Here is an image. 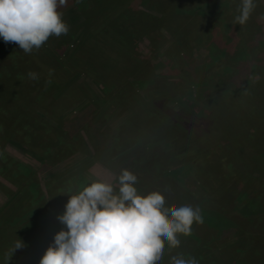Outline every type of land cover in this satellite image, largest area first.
I'll list each match as a JSON object with an SVG mask.
<instances>
[{
	"label": "rangeland",
	"instance_id": "rangeland-1",
	"mask_svg": "<svg viewBox=\"0 0 264 264\" xmlns=\"http://www.w3.org/2000/svg\"><path fill=\"white\" fill-rule=\"evenodd\" d=\"M86 1L65 0L58 11L68 25L67 34L50 36L29 54L19 49L20 58L16 57L14 65H7L9 61L0 51V65L14 76L20 75L18 85L8 78L2 80L5 85L2 96L4 91L22 93L17 94L20 100L9 102V108L14 110L9 112L16 118L6 121V127L1 130L4 135L0 136V155L6 163L8 177L6 180L0 175V253L5 256L11 252L10 257L16 256L18 248L14 247L18 240L9 243L15 231L6 228L12 226L9 222L24 203L30 186L34 189L38 186L43 192L42 207H49L44 189L46 182L55 190L65 188L63 182L67 180L65 184L72 187L74 183L81 188L96 179L110 181L118 187L115 179L126 169L136 176L135 187L140 194L159 192L168 210L181 205L196 208L202 203H209L215 210L250 204L264 207V170L253 171L252 166L247 171H241L240 167L232 170L238 166L235 160L240 157L228 156L232 154L229 151L247 152V159L256 160L257 166L253 168L262 169L258 159L261 161L263 157L257 158L256 150L260 147L259 152H264V134L255 141L256 145L249 135L264 132V83L258 79L263 61L253 53L257 48L256 29H253L254 36L252 33L244 37L238 33L233 35L239 38L237 43L245 39L242 42L246 48L244 54L248 49L253 52L248 50L243 60L229 63L233 56L224 55L223 44L238 28L235 21H232L233 27L225 24L224 7L216 3L217 0L208 1L191 15H182L176 23L180 24L182 34L188 36L182 43L173 41L161 23L145 31L143 16L132 20L126 17L118 22L113 17L106 18L110 13L114 15L125 9L128 0H94L99 4L97 14L92 8L93 0L91 8L89 1L84 6ZM162 2L154 0L153 6L147 8L136 6L132 0L130 7L134 12L141 9L155 16ZM254 3L245 22L253 28L259 25L260 19L264 21V4L257 0ZM80 6L88 11L81 10ZM160 8L168 10L167 4ZM199 10L204 12L205 18L210 17L207 16L210 11L219 18L213 19L208 27L196 25L195 21L204 16L198 15ZM127 20L130 21L123 23ZM0 44L8 48L16 46L2 39ZM39 68L55 77V81L47 78L45 83H40L47 91H55L50 81L60 83L55 102L33 87L32 79L24 77L27 71L40 74ZM207 74H212L219 84L213 85L210 81L201 84L200 80ZM234 75H239L241 81L237 86L230 83L232 87L228 89V78ZM236 105H241L238 109L241 113L247 110L250 118L240 124L250 125L241 133L239 128L227 135L223 127L219 131L210 129L212 122H223L228 107ZM9 112L6 110V114ZM153 112L157 113L156 118L152 117ZM61 123L67 132L62 131L63 125L57 132L56 126ZM232 139L237 141L236 148L232 147ZM60 140L66 141L65 145ZM250 170L248 182L245 173ZM244 186L253 190L245 191ZM200 214L206 213L200 210ZM203 218L202 223H193L190 235H180L179 241L184 247L180 251L185 253L187 246L202 237L211 247L206 254L200 251L191 257L205 261L207 256L214 264L242 260L243 251L237 252L231 242L235 228L219 226L215 215ZM3 224L5 229H2ZM23 224L18 225L20 229L16 234L19 236L26 230ZM29 246L33 248L35 244ZM175 248L178 250L179 246ZM171 249L174 248H169L165 242L160 263ZM3 260L0 254V264ZM247 264L253 263L248 261Z\"/></svg>",
	"mask_w": 264,
	"mask_h": 264
},
{
	"label": "clouds",
	"instance_id": "clouds-1",
	"mask_svg": "<svg viewBox=\"0 0 264 264\" xmlns=\"http://www.w3.org/2000/svg\"><path fill=\"white\" fill-rule=\"evenodd\" d=\"M64 4L65 0H0V39L29 54L50 36L67 34L68 25L58 11ZM254 7V0H241L235 23L244 24ZM28 75L37 78L35 73ZM136 180L122 169L115 179L118 187L96 179L65 193L68 199L57 217L65 227L54 234L39 264H160L165 242L169 248L178 247V235H190L202 216L198 207L189 205L166 209L162 194H140ZM20 247L18 240L14 248ZM170 264L198 260L177 254Z\"/></svg>",
	"mask_w": 264,
	"mask_h": 264
},
{
	"label": "trees",
	"instance_id": "trees-1",
	"mask_svg": "<svg viewBox=\"0 0 264 264\" xmlns=\"http://www.w3.org/2000/svg\"><path fill=\"white\" fill-rule=\"evenodd\" d=\"M89 1L90 4V8L92 7V1L91 0H87L84 3V6H87V2ZM113 1V0H112ZM108 2L109 4L112 3ZM132 0H128L127 6L125 9H122L121 12L119 13H114L111 14L109 17L106 18H115L117 19L116 21L118 22L119 20H125L126 17H129L130 20L134 19L137 16H143L142 19L144 22L143 28L145 29V31H147L148 29H150L151 27H153L154 25L161 23L164 25V29H165V33L167 35H169L173 41H177L179 43H182V41L184 39H186L188 36H186V34H182V29L180 27V24H176L182 17V15L184 17L191 15L194 10L202 7L203 5H205L208 1H212V0H162V4L160 5V7L164 4H167L168 10L165 8H160L162 10H159V8L156 10L155 16H151L148 13H145L143 11H136L134 12L132 10V8L130 7V5H132L131 3ZM154 0H134L135 5L138 7H147V8H151L153 6V2ZM258 2L264 4V0H257ZM94 2V0H93ZM220 3L221 7H224V11H223V15L222 18L223 20L226 22L225 24L230 23V26L233 27L235 25V23L232 25V21H235V17L237 15H239V9H240V5H241V0H217L216 3ZM99 4H95L94 2V6L92 7L95 10V14H97V7ZM215 5V4H214ZM81 10L85 7L80 6ZM108 8V7H107ZM157 8V7H156ZM113 9V8H112ZM85 11H88L85 8ZM85 11L83 13H85ZM93 12V11H92ZM113 15V16H111ZM198 15H204V12L199 10ZM210 16L208 18H205L206 16H202V18H200L199 20L195 21L196 25L197 24H203V27H208L210 25V22L215 19V18H219V16L210 14L207 15ZM105 18V19H106ZM112 18V19H113ZM257 18L260 19V17L258 16ZM127 20L126 22L123 23H128ZM112 21V20H111ZM104 20L102 21L101 25L103 24ZM255 22V21H253ZM83 23H86V20L83 21ZM122 23V24H123ZM253 24V23H252ZM224 25V24H223ZM255 25V24H253ZM229 26V27H230ZM235 28H238V32H233L232 34L229 35L228 37V41L225 42L223 44V47H225V52L224 55H229V56H233L229 59V63H235V62H240V60H243L244 57H246L248 55V50L247 53L244 54V50H246V48H244V38H243V43H237V41L239 40V38H235L233 37V35H236L237 33L241 36H246V34H250L252 33V35L254 36V32L253 29L255 30V41H256V46L257 48L255 49V51L253 52L252 50H249V53H255L256 55H258V57L260 58L261 61L264 62V21L260 19L259 21V25H257V27H252L249 23H244V24H236ZM226 29V28H224ZM237 30V29H235ZM144 31V32H145ZM146 33V32H145ZM244 34V35H243ZM184 35V36H182ZM74 37L76 36H71V38L74 39ZM182 37V40H181ZM262 39V40H261ZM262 42H259V41ZM240 41V40H239ZM111 46V45H110ZM121 46V45H120ZM211 46V44H210ZM0 48H2L3 50L1 51V54L4 55V58L6 60H8L9 62H7V65H14L17 61L16 57H18V59L20 58V54L21 51L19 50V46L16 45L14 47L8 48V47H3L0 44ZM214 46L210 47V49L213 50ZM262 68H259V73H258V79H260L259 81L262 82V84L264 83V63ZM20 64H22V62H20ZM42 67H44L45 69H47L45 67L44 64H41ZM237 66V64L235 65V67ZM1 70L0 71V93L2 92L3 88L5 87L4 83L2 80H4V78H8L9 80H13V82L18 85L20 83V80L18 77H20V75H16L14 76V74L9 73L10 71H7L6 68L4 66H1ZM41 67V68H42ZM10 69V68H9ZM17 69V68H16ZM20 69V68H19ZM28 70V68H27ZM34 71V70H32ZM40 68H39V73H40ZM31 71H27L26 75H24V77H29V73ZM36 74V79H32L33 82V87H37L39 89L40 92H43L45 95L50 96V99L52 101L55 102L56 99V95H58L59 91H60V83L59 82H52L55 81V77H51V74L42 69L40 74ZM212 74H207L205 76H203L202 82H200L201 84H207V81H210L213 85L214 84H219L218 79L215 81V77L211 76ZM17 76V77H16ZM51 77V78H50ZM240 77L239 75H234L232 77L228 78L227 81V88L230 89L232 87L233 83L234 85L237 86V83H239L241 80L238 78ZM52 79V81H48L49 84H51L50 87H52V85L54 86V88L52 87L51 89L55 90L54 92H49L47 91L48 88H46L45 86L41 85L40 83H45V79ZM31 79V78H30ZM231 80V81H230ZM63 84V83H62ZM226 91H228L226 89ZM237 91V90H235ZM234 92V91H232ZM4 97L2 96V93L0 95V136L4 135V132L1 131L2 127L4 125H6V121H12L14 120V118H16V116H14V114H11L9 111L14 112L13 107H11L12 109H10L9 107V102L11 101H15V100H20L21 98H17V94L22 95V93H17L15 92L14 94L12 92L9 91H4ZM53 93L55 95H53ZM25 98V96H22ZM23 98V99H24ZM14 99V100H13ZM25 100V99H24ZM241 107V105H236V106H231L228 107L227 109V114L225 115V118L220 121H215L212 122L210 125V129H217V131H219V129L221 127H223V131L224 134L227 135L228 132H237V130H239V133L242 132V129L245 128L247 125H250V123H248L246 126L245 125H241V122H245L246 120H250L249 115H248V111L245 110L243 113H241V111H239L238 109ZM34 110V108H32ZM6 110H8V114H6ZM16 111V110H15ZM152 117L156 118L155 116H157L156 112L151 113ZM151 117V118H152ZM225 121V122H224ZM222 122V123H219ZM219 123V124H218ZM224 123V124H223ZM24 125V123H22ZM22 124H20V126L22 127ZM63 124H58L56 127L58 128L57 132H59L60 127ZM6 127V126H4ZM63 130L64 132H67L66 126L63 125ZM21 130V129H20ZM16 131L15 133L18 132V130H14ZM258 133V134H257ZM254 136H252L251 134L250 137L254 140V143L256 145L255 141H258L260 138H262L264 132L263 130L258 131ZM2 138H5L2 137ZM224 138H227L226 136ZM233 138V137H232ZM1 140V138H0ZM226 140V139H225ZM263 140V139H262ZM228 141V140H227ZM61 144L65 145L66 141H59ZM232 147L236 148L237 146V141L232 139ZM62 146V145H61ZM255 148V147H253ZM259 149L256 150V152L260 153V155L257 153V158H262L261 161L258 159V163L261 165L260 167L262 168L260 169H256L253 168L254 166L256 167V160L253 159L249 160L250 158L247 159L246 157V153H244L243 151H238L237 154H235L234 152L229 151L230 153H232L231 155L228 154L229 157H233L232 155H234L235 157L238 158V156L240 157V160H235L236 164H238V166L236 165L235 168L232 167L233 169H238L239 167L242 170L247 171V169H249L252 166V170L253 171H261L263 172L264 170V152H259ZM248 155V154H247ZM259 155V157H258ZM262 156V157H261ZM241 158L244 160L242 161ZM230 160V159H229ZM6 163H4V159L2 157V155H0V175L2 177H4L6 180H8L7 175V169L5 168ZM251 172V170L248 173H245L246 176L248 177V182L249 180V173ZM6 173V174H4ZM233 174V173H232ZM228 176V175H227ZM54 181L53 179H50V181ZM69 180L63 182V185L65 186V188H67L65 191V188H61L58 187L57 190L52 189L50 182H46L44 185V189H45V195L47 200L49 201V204H47L49 207L47 209L42 207V198H43V192L40 191V189L38 188V186L36 187V189H34V187L30 186L29 192L26 193L25 195V201L24 203L18 207L19 209L17 210V214L13 216L12 220L9 222V224L11 223L12 226H10L8 229L9 231H15V236H13V238L11 239V242H9L10 244H14L16 242V240H20L22 242L23 245L26 246H22L20 248H18V250L16 252V256L15 257H10L11 256V252H7L4 256V254L1 252V256L3 257V262L2 264H6L5 262H8V264H39V259L42 256L44 250L49 246V244L52 242L53 236L56 232H58L59 230L63 229L65 226L60 223L57 219L58 215L62 214L64 211V205L63 203H66L68 196L65 193H73L76 190H78L80 187L79 185L75 186V184L73 183V187L71 186V184L67 185L65 184L66 182H68ZM70 186V187H69ZM249 186V185H248ZM76 187V188H75ZM246 187V186H244ZM246 190H253L252 188L246 187ZM58 190H63V192H58ZM207 201V200H206ZM210 202V201H209ZM46 205V204H45ZM209 203H202V206L198 207L200 210H202L204 214L203 216H213L215 215L216 218L218 220L217 221L219 226L224 227L225 229L229 228V227H234L235 228V232L231 235V242L233 244V246L235 247L237 252H241L243 251L244 256L242 258V260L239 261H234L231 262L232 263H226V264H247L248 261H251V263L253 264H264V207H262V204H260L259 206H254L253 204L250 205H245V206H237V208L235 209H231L230 207L228 208H223V206L221 208H223L222 210H215L212 207L208 206ZM21 209V210H20ZM18 214L20 216H18ZM202 216V217H203ZM205 218H203V221ZM17 220V221H16ZM214 221V222H215ZM23 224V230L26 228L25 232L22 233L20 236L16 233H18L19 231V226ZM27 223V224H25ZM29 224V225H28ZM35 224V229H32V226H34ZM244 224V225H242ZM6 226V225H5ZM2 229L4 228V224L2 225ZM52 230V231H51ZM201 239L198 241H195L193 243L192 246H187V249L185 250L186 252L183 253L180 250H182L184 247L179 244V249L177 250L176 248L171 249L170 253L168 254V256L166 257V259H164V261L160 264H170V257L175 256L177 254H181L185 257L188 256H192L195 254H199L200 251L204 252L206 254V251L211 247V245H209V242H206V240L203 242L202 237H200ZM16 239V240H14ZM178 239L180 240V235H178ZM214 242V241H213ZM29 243H33L35 244V247L31 248L29 245H33V244H29ZM37 243H39L40 245L37 246ZM40 250V251H38ZM246 250V251H245ZM263 257V258H262ZM206 260L205 261H199L198 260V264H214V262L205 256L204 257ZM245 258V259H244ZM225 264V263H222Z\"/></svg>",
	"mask_w": 264,
	"mask_h": 264
}]
</instances>
